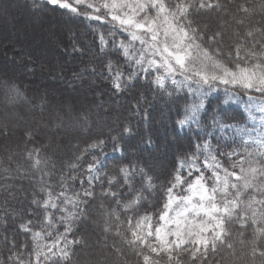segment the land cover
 I'll list each match as a JSON object with an SVG mask.
<instances>
[{
	"label": "snow or ice",
	"instance_id": "1",
	"mask_svg": "<svg viewBox=\"0 0 264 264\" xmlns=\"http://www.w3.org/2000/svg\"><path fill=\"white\" fill-rule=\"evenodd\" d=\"M44 5L52 10L59 9L70 17L111 22L113 44L124 64L110 59L98 75L106 74L117 92L141 75L145 80L152 76L151 83L156 89L166 92L169 99L173 98V92H184L183 109L177 112L180 118L176 124L179 127L194 125L198 130L209 127L204 123L209 115L206 100L214 94L217 104L211 110L210 127L216 133L217 147L213 148L211 142L213 133H207V138L197 136L191 156H182L170 173L163 210L154 224V213L146 210L143 215H136L142 206L140 202L147 201L155 191L153 178L143 167L122 165L119 175L123 182L119 191H113V188L120 183V179L101 172L106 163L96 156V152L102 153L109 142L114 153L122 151L121 142L134 132L130 123L118 125L115 130H110L115 131V135L97 138L69 165L70 170L75 171L84 155L94 157L87 168V180H80L82 188L85 183L89 186L83 189L82 194L70 188L67 183L69 176L62 175L58 185L61 188L59 194H54L51 186L45 185L41 189L45 192L43 199L34 196L29 208L23 210L25 217L39 211L45 213L40 231H33L30 218L22 219L17 225L19 232L32 236L34 246L30 255L34 261L29 260L28 264H41V258L45 264H71L74 247L82 243V238L75 237L73 225L82 218L81 213L88 207L84 202L95 201L97 184L102 198H110L115 205L107 209L103 204L99 206V211L106 218L103 233L108 234L112 230L113 225L108 220L114 217L123 223L121 216L132 213L127 216L131 238L125 236L120 244L112 245L117 255L123 252L122 244H127L135 250L136 255H143L144 264H151L150 257L143 254L144 248L156 255H166L168 264H223L227 257L221 256L220 260L215 257L222 249L230 250L235 256L236 248L227 225L238 223L241 230H246L250 222L253 238L246 240L241 231L239 244L242 248L250 249L247 253L248 264H257L258 260L264 264V24L249 27L243 37L235 34L249 47L243 49L238 44L233 56L231 46L224 43L223 31L209 35L207 27L202 29L194 19L202 13L215 11L222 19L231 17L237 25L243 26L250 14L256 11L264 14V0H259V4L253 8H249L246 2L238 4L235 12L219 0H32V6L37 11ZM238 13L243 16L238 17ZM116 32L124 34L119 43H115ZM77 35L71 32L68 38L74 52L83 49ZM107 43L104 34H100L101 50ZM137 43L139 48L136 47ZM241 51L244 55H241ZM233 64L234 67L230 66ZM73 75L79 78L81 73ZM169 81L173 86L171 91L167 87ZM7 87L9 104L14 105L23 98L24 94L17 86L13 84ZM233 104L242 109L248 122H257L256 126H246L230 115L229 108ZM139 108L137 102L134 110L138 113ZM253 108L259 117L253 114ZM21 120L23 117L17 116L16 123L11 127L9 121L0 122V136L15 134L21 128ZM63 123V116L58 115L52 122L41 117L35 122V127L29 126L24 130L23 140L26 144L34 143L43 128L51 127L53 134L57 135ZM233 132L241 138L243 150L238 145L225 153L220 145L227 148L230 139L235 143L231 135ZM147 143H152L150 138ZM253 145L255 149L251 150ZM41 150L40 147H33L27 151V159L33 160L34 168L47 163L39 156ZM201 155L204 156L202 167L198 166ZM218 156L231 160L232 169L225 168ZM237 163L240 165L239 173L235 170ZM245 164L247 167H244ZM206 171L210 175H206ZM194 173L195 179L189 183ZM137 177H140L139 188L136 187ZM75 179L72 177L73 182ZM4 187L9 190L8 185ZM178 188L180 192L176 191ZM125 190L135 195L125 201ZM55 211L60 213L59 217L54 216ZM173 212L175 215H172ZM58 225H63V232L59 231ZM70 235L72 239H69ZM117 235H120L118 225ZM43 239H49L50 243L41 244ZM4 240L8 242V237L5 236ZM104 246L108 247L106 242ZM11 248H16L15 237L11 241ZM9 260L13 264H25L22 255L16 251L11 253ZM97 264H103V261Z\"/></svg>",
	"mask_w": 264,
	"mask_h": 264
},
{
	"label": "trees",
	"instance_id": "2",
	"mask_svg": "<svg viewBox=\"0 0 264 264\" xmlns=\"http://www.w3.org/2000/svg\"><path fill=\"white\" fill-rule=\"evenodd\" d=\"M219 2L226 4L232 12H235L236 5L241 3L246 2L249 8L256 7L259 4V0H219ZM10 3L15 4L13 9L16 18L8 17L7 24L10 23L16 26L14 34L8 31L6 24L1 23L4 20L1 15L6 16V14L0 12V35H3L2 38L0 37V83L7 89H0V91L2 92L1 95L5 96L6 103H8L7 86L14 84L24 94L23 98L19 100L24 104L26 101L30 106H36L30 113L37 120H40L41 117L47 120L46 117H48L54 121L58 115L63 116L64 120L81 115L90 117L89 113L93 117L96 116L95 113L102 114V117L104 115L107 120L104 122L100 120V123L95 124V126H92L93 123L85 127L82 134H80L81 124L72 125L68 130L70 132L58 133L59 141L58 137L48 139L44 134L47 129L43 128L37 134L34 143L26 144L23 140V132L31 126L25 120L31 116L30 113L28 115L25 111L27 105L17 107L15 104L8 103L10 107L15 106L13 108L15 115L10 114L9 118L0 113V122L9 121L10 125L16 123L17 116L23 117L20 122L21 128L15 134L8 137L0 136V264H8L9 256L13 251L22 255L25 264H28L29 260L34 261V257L30 255L34 246L32 236L31 234L19 232L17 225L22 219L30 218L34 225L33 231H40L43 227L45 213L39 211L30 217H25L23 210L29 208L34 196L37 199H43L45 192H42L41 189L45 185L51 186L54 194H59L61 188L58 185L62 175L69 176L67 183L70 188L74 192L82 194L83 189L89 186L85 183L82 188L80 180H87V168L93 162L94 157L84 155L82 163L75 171H71L69 165L74 162L76 156L80 155L97 138L105 139L109 134L115 135V131L110 132V130H115L118 125L130 123L134 132L121 142L122 151L114 153L112 144L109 142L102 153L100 151L96 152V156L104 159L106 163V167L102 168L101 172L120 179V183L113 188V191H119L120 184L123 182L119 175V168L124 164L143 167L148 175L152 176L155 191L152 192L147 201L140 202L142 206L138 208L136 215L137 217L143 215L146 210L154 213L153 223L155 224L159 212L163 210L165 189L168 187L170 173L175 170L178 160L182 156H191L197 142V136L207 138V133H213L211 142L213 148L217 147L215 143L216 133L211 131L210 127L211 110L217 104L215 95H210L206 100L209 115L204 123L209 127H202L200 130L194 125L181 128L176 124V121L180 118L177 112L183 109L184 92H173V98L169 99L166 92L156 89L151 83L152 76L145 80L143 75L131 84H126L121 91L117 92L106 74L104 76L98 75L102 66L110 59L119 61L121 65L124 64L122 56L113 44V24L111 22L101 23L95 20L81 19L80 17H70L69 14H62L59 9L52 10L47 5L37 11L32 6V0H0V8L3 7L4 10L10 11L4 6V4L9 5ZM20 13L30 15V18L35 19L38 23L30 22L32 24L29 28H23ZM237 16L242 17L243 14L238 13ZM49 19L53 24L57 23L62 30L60 32L55 31L50 35V38L41 35L38 37L42 39L43 44H52L53 48L46 49L42 45H35L30 51L20 49L24 45L21 46L20 44L26 41V38L34 40V37H32L34 35L33 28L35 30L39 29ZM194 19L202 29L207 27L209 35L216 31H223L225 34L224 43L231 46L233 56L236 55L235 49L238 44L243 49L249 47L247 42L238 39L235 34L239 33V36L243 37L249 27L264 24V14L259 11L250 14L245 19L243 26L237 25L231 17L222 19L215 11L202 13L195 16ZM225 19L227 20L226 24ZM70 30L78 34L77 39L83 46L82 51H72V45L68 39L71 34ZM102 33L105 40L108 41L103 50H101L100 45V34ZM40 34L43 33L40 31ZM114 34L115 43H119L124 34L120 32ZM136 47L139 48L140 45L137 43ZM213 47L215 46L213 45ZM65 54L68 55L67 60L63 58ZM241 55H244L243 51H241ZM93 66H95V71H93ZM230 66L234 67V64ZM77 72L81 75L79 78H74L73 74ZM27 75L31 77H27ZM125 75L127 76V71ZM177 78L180 79L181 77ZM40 84L46 87L45 93H42L39 88ZM167 87L169 91L172 90L173 86L170 81ZM64 88L71 89L76 93L72 95L64 94ZM56 98L57 103H61L60 107L63 105L66 109L67 106L68 111L71 107V113L62 109L59 110L54 102ZM137 102L140 105L138 113L134 110V105ZM98 104L104 107L100 109ZM145 113H147L146 118ZM229 114L235 116L237 121H243L246 117L242 109L235 104L230 106ZM231 135L236 142L233 143L230 139L227 148L223 144L220 145V148L227 153L231 148L239 145L243 150V145L240 144L241 138L236 137L235 133ZM149 138L152 141L150 145L147 143ZM68 139L75 142V148L72 151L64 146ZM58 144H60V147ZM33 147L42 149L39 156L42 161H47L46 164L41 163L35 168L32 166L33 160L27 159V151ZM254 149L255 146L253 145L251 150ZM33 155L35 157L36 154ZM217 158L225 168L232 169L233 162L227 159L226 156H218ZM199 160L200 164L198 166L202 167L204 156L201 155ZM236 160L238 162L239 157ZM235 170L239 173V163H237ZM205 174L210 175L207 171ZM195 175L196 173L189 179V183L192 182V179H195ZM72 177L76 178L75 182H73ZM136 180V187L139 188L140 177H137ZM4 185H8L9 190H6ZM176 191L180 192V189L178 188ZM181 194L185 195V193ZM134 195L135 193L128 190L123 193L125 201L131 199ZM84 203L88 204V207L85 212L81 213L82 218L78 219L73 225L75 237L82 238V243L74 247L71 264H97L101 258L103 264H144L143 255H136L135 250L127 244H122L123 252L120 255L112 250V245L114 243L120 244L125 236L131 238L127 216L132 215V213L121 216L123 223H120L114 217L108 220L107 222L112 224L113 227L110 233L105 234L102 229L106 218L99 211V206L103 204L107 209L114 207V202L110 198H102L100 186L97 184L95 201L89 202L86 200ZM59 215L58 211L54 212L55 217H59ZM95 223L98 225L96 232L93 229ZM117 225L120 229L119 236L117 235ZM227 227L231 230L232 241L236 243L235 256H232L230 250L222 249L215 259L220 260L221 256H225L227 259L223 261V264H248L247 253L250 249L241 247L239 233L243 231L244 238L251 240L253 229L250 222L246 230H241L238 223L229 224ZM58 228L60 232L64 231L63 225H58ZM89 233L94 234V244L91 242L87 244L85 241ZM5 236L8 237V242H5ZM13 237L16 240L15 249L11 248ZM72 238L70 235L69 239ZM105 242L108 247L104 246ZM40 243L48 244L50 240L43 239ZM142 251L144 255L150 257L151 264H168L166 255H156L148 248H144ZM41 264H45L43 258H41ZM257 264H260L259 260Z\"/></svg>",
	"mask_w": 264,
	"mask_h": 264
},
{
	"label": "rangeland",
	"instance_id": "3",
	"mask_svg": "<svg viewBox=\"0 0 264 264\" xmlns=\"http://www.w3.org/2000/svg\"><path fill=\"white\" fill-rule=\"evenodd\" d=\"M4 6L7 8V9H10V11H7V10H4V8L3 7H1L0 8V12H4L5 14H6V16L5 15H1L3 18H4V20L1 22L2 24L4 23V25L6 24V26H7V29H8V31L9 32H11L12 34H14L13 32H15L16 31V26L15 25H13V24H7V21H8V17H11V18H16V14H15V12H14V9L13 8H15V4L14 3H10L9 5H7V4H4ZM21 14V13H20ZM21 19H22V21H23V25H22V27L23 28H29L30 27V24H32V23H30V22H33V23H38L35 19H33V18H30V15H26V13H24V14H21ZM33 19V20H32ZM32 27H34V26H32ZM18 28V27H17ZM62 30V28L56 23V24H53L52 23V21L49 19V21L48 20H46L45 21V25L43 26H41L39 29H34L33 28V31H34V35L32 36V37H34V40L32 41L30 38H26V41H24L23 43H21L20 45L22 46L23 44V46L20 48V49H22V50H24V51H30L31 49H32V47H34L35 45H42V46H44L46 49H52L53 48V45L51 44V45H47L46 43H44L43 44V41H42V39H40L38 36H40V31L44 34L43 36L44 37H48V38H50V35L52 34V33H55V31H58V32H60ZM8 32V33H9ZM0 37L2 38L3 37V35H0ZM4 39H5V36H4ZM3 39V40H4ZM29 40V41H28ZM41 43V44H40ZM66 53V52H65ZM64 59H66L67 60V58H68V55L67 54H65V56L63 57ZM27 77H31L30 75H27ZM77 81H78V79H76ZM76 81V82H77ZM75 82V83H76ZM71 87V86H70ZM69 87V88H70ZM39 88L41 89V91H42V93H45L46 92V87L44 86V85H39ZM0 89H5V90H7L1 83H0ZM63 93L64 94H69V95H72V94H75L76 92H73V90H71V89H63ZM2 94V92L0 91V95ZM3 95H4V92H3ZM98 100H99V96H98ZM6 99H5V96H0V113H2V115H4L6 118H9V115L10 114H12L13 116L15 115V110L13 109L15 106H17V107H20L21 105L23 106V105H27L26 106V108H25V111L28 113V115H30L31 114V116H29V118L28 119H25L26 120V122H28L29 124H31V126L32 127H34L35 126V122L36 121H38L35 117H34V115H32V113H30L32 110H33V108L34 107H36V106H30L28 103H26V101H25V104L23 103V102H21L19 99H18V101L15 103V106L14 107H10L9 105H8V103H6ZM54 102L56 103L55 105H56V107L57 108H59V110L60 109H62L63 111H66V112H68L69 113V111H68V108H67V106H66V109H65V107L63 106V105H61V107H60V102L59 103H57L58 101H57V98H56V100H54ZM20 103V104H19ZM97 103V102H96ZM98 103H100V102H98ZM2 107H4V109H2ZM98 107H100V109L101 108H103L104 106H99V104H98ZM253 114H255L257 117H259V113L255 110V108H253ZM30 113V114H29ZM89 115H90V117L92 118V120H93V122H92V120H91V118L90 117H87V116H75L74 118L73 117H71V118H69V119H66V120H64V123H63V126H62V128L59 130V132H62V133H66V132H70V131H68V130H70V126H72V125H75V124H77V125H80L81 124V126H80V129H81V132H80V134H82V131L84 130V128L85 127H87V126H89V125H91V124H93L92 126H95V124H98V123H100V120H101V122H104V121H106L107 120V118L103 115V117H102V114H99V113H95V115L96 116H92V114H90L89 113ZM246 115V114H245ZM43 116H45V115H43ZM47 118V121H49V122H52V118H48V117H46ZM108 119H110L109 117H108ZM240 123H242V124H246V126H249V127H255L256 126V123L257 122H248L247 121V115H246V117H245V119L243 120V121H241V120H238ZM21 122V121H20ZM11 126V125H10ZM47 129V132L46 133H44L45 134V136L48 138V139H53L54 137H58V141H59V134H57V135H54L53 134V132H54V129L53 128H46ZM211 131H214L212 128H211ZM84 133V132H83ZM234 133V132H233ZM61 135V134H60ZM57 141V140H56ZM12 143V142H11ZM59 145V147H60V144H58ZM64 146H65V148L66 149H70L71 151L75 148V142L73 141V140H70V139H68L67 141H66V144H64ZM156 165H158V163H156ZM244 167H247V164H245L244 165ZM187 194H189V193H185V195H187ZM172 215H175V213L173 212L172 213ZM100 220H102V219H100ZM94 226H95V228H93L94 229V232H96V229H97V224L95 223L94 224ZM0 234H1V232H0ZM92 233H89L88 234V237H86V239H85V241L87 242V244H89V242H91L92 244H94V242H95V239H94V234H92ZM86 260H90V259H86ZM100 261L101 260H103L102 258L101 259H99ZM8 264H13V262L12 261H8Z\"/></svg>",
	"mask_w": 264,
	"mask_h": 264
},
{
	"label": "bare ground",
	"instance_id": "4",
	"mask_svg": "<svg viewBox=\"0 0 264 264\" xmlns=\"http://www.w3.org/2000/svg\"><path fill=\"white\" fill-rule=\"evenodd\" d=\"M41 36H43L44 34H40Z\"/></svg>",
	"mask_w": 264,
	"mask_h": 264
}]
</instances>
